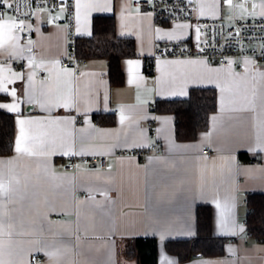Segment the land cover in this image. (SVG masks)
Listing matches in <instances>:
<instances>
[{"label": "crops", "instance_id": "obj_1", "mask_svg": "<svg viewBox=\"0 0 264 264\" xmlns=\"http://www.w3.org/2000/svg\"><path fill=\"white\" fill-rule=\"evenodd\" d=\"M79 2L72 29L67 21L51 24L45 10L30 22L33 40H24L16 28H0V81L8 90L0 93V104L17 107L0 108L16 119L14 152L0 156V184L7 189L0 193V264H30L36 251L44 257L40 264H137L123 254L124 246L127 239L147 236L159 241V264H264V241L248 236L241 223L247 212L241 193L264 192V151H257L264 148V64L249 57L223 66L201 56L157 55L158 43L198 41L196 23L157 24L133 0ZM225 6L222 0H198L195 15L229 19ZM254 8L252 16H264V0L257 6L254 0ZM101 14H114L117 33L136 40L138 56L121 63L122 85L110 83L104 59L82 61L81 73L61 65L71 30L76 37L90 36L93 18ZM145 56L154 58L153 74L146 71ZM197 87L216 89L217 109L208 130L181 141L174 116L156 112L154 105L185 98L181 90ZM97 113L114 114L115 122L102 124ZM158 140L161 151L149 150L144 161L118 155L122 149H150ZM240 152L261 159L241 161ZM94 154L108 155L109 167L64 169L70 156ZM216 202L224 210L223 229ZM200 204L212 208L213 234L233 239L221 256L179 262L165 242L196 236Z\"/></svg>", "mask_w": 264, "mask_h": 264}, {"label": "trees", "instance_id": "obj_2", "mask_svg": "<svg viewBox=\"0 0 264 264\" xmlns=\"http://www.w3.org/2000/svg\"><path fill=\"white\" fill-rule=\"evenodd\" d=\"M77 54L82 61L104 59L108 63V75L112 85H122L125 74L122 69L124 58L137 57V44L134 37L120 36L117 33V20L114 14L95 15L92 34L77 37ZM145 68L154 72V58L145 56ZM190 99L175 98L158 100L154 110L161 114H172L175 119L176 138L181 141L196 140L199 134L209 129L210 117L217 109V91L213 87L192 88ZM95 118L102 124H113L114 114L97 113ZM16 139V119L12 113L0 110V156H10L14 152ZM241 161L255 162L259 155L239 153ZM246 230L255 241H264V192H254L247 197ZM233 238L216 236L212 231V208L207 204L197 207V234L192 238L170 239L165 242L168 253L179 262L196 256H221L225 244ZM123 254L135 259L137 264H159V241L156 237H135L127 239Z\"/></svg>", "mask_w": 264, "mask_h": 264}, {"label": "built area", "instance_id": "obj_3", "mask_svg": "<svg viewBox=\"0 0 264 264\" xmlns=\"http://www.w3.org/2000/svg\"><path fill=\"white\" fill-rule=\"evenodd\" d=\"M223 4L233 8V14L229 19L223 17H196L198 0H133L136 7L152 13L157 24H170L179 21L195 22L199 28L201 38L198 41L173 40L158 43L156 54L168 57L201 56L210 63L228 65L233 59L252 58L257 65L264 64V16H252L254 12V0H222ZM11 9H3L5 17L15 20H23L22 28L16 30L24 40H33L34 33L30 22L39 11H46L51 24L67 21L73 28L75 15V0H8ZM63 8V11L61 9ZM241 8L246 15L240 16L238 9ZM82 60L77 54V37L71 30L68 55L61 61L62 66H72L81 73L78 65ZM41 76L45 73L41 71ZM162 142L160 140L150 149H122L118 155H134L144 161L149 150L160 152ZM203 151L210 153V146ZM80 164L87 166H98L102 169L109 167V156L106 154H94L83 156H70L64 163L65 170H75ZM254 192L246 190L241 193V203L247 204V197ZM251 208L242 218L241 223L247 227V215ZM248 236L249 233H248ZM43 254L39 251L33 252L30 264H40Z\"/></svg>", "mask_w": 264, "mask_h": 264}, {"label": "snow or ice", "instance_id": "obj_4", "mask_svg": "<svg viewBox=\"0 0 264 264\" xmlns=\"http://www.w3.org/2000/svg\"><path fill=\"white\" fill-rule=\"evenodd\" d=\"M190 2V0H189ZM231 2V0H229V3ZM60 3L61 4H64L65 3V0H60ZM89 7L90 6H97V5H88ZM7 7L8 9H11L12 8V5L8 3V0H0V28H4V27H7L9 29V31H11L12 28H16V27H20L22 28L24 26L23 24V20H11V17L9 18L11 22L9 21H4L3 20V16H4V11L3 9ZM76 9H77V21H79V8L81 7L80 5V2L79 0H77V3L75 5ZM105 7H107V4H105ZM61 11H63V8L61 9ZM197 32L199 33V29H197ZM90 35V33H89ZM12 38V37H10ZM169 39H173L172 35L169 34L168 36ZM56 63H60L59 61H57ZM129 71L132 72L133 70V66H134V62L132 61H129ZM138 66V65H137ZM66 73H69V70L68 69H65L64 70ZM70 74V73H69ZM22 78V77H21ZM29 80H31V77H29ZM8 90L7 88L4 86V82L3 81H0V93H4V94H7ZM11 95L13 97L16 96V91L15 89L12 90L11 92ZM180 96H183V97H187L190 99V96H189V93L187 91H184V90H181V92L179 93ZM29 103H32L31 100L28 101ZM58 107H68L67 104H58L57 105ZM41 107H44V105H41ZM0 108H3V109H6L10 112H16L17 111V107L15 104H0ZM213 119H215L213 117ZM18 123H20L21 125H23L24 123H26L25 121L21 120V121H18ZM28 123H31V122H28ZM21 134L23 135V129H21ZM16 151H21V139L18 138L16 140ZM257 151H264V148H258ZM7 189L5 188V186L3 184H0V193H6ZM215 207L217 209H220V212L218 213L219 217H220V220H219V227L221 229H223L224 227V210L221 209V205L219 202H216L215 204ZM240 231H244V229L241 227L240 228ZM217 234L219 235H228L229 233H226V232H223V231H220L218 232ZM231 235H235V232H232L230 233ZM163 239V237H161ZM170 264V262H169Z\"/></svg>", "mask_w": 264, "mask_h": 264}, {"label": "rangeland", "instance_id": "obj_5", "mask_svg": "<svg viewBox=\"0 0 264 264\" xmlns=\"http://www.w3.org/2000/svg\"><path fill=\"white\" fill-rule=\"evenodd\" d=\"M198 4V3H197ZM255 4H256V6H257V4H258V0H255ZM233 14V8L232 7H229V6H225V7H223V15L224 16H231ZM238 14L239 15H242L243 14V11H242V9L241 8H239L238 9Z\"/></svg>", "mask_w": 264, "mask_h": 264}]
</instances>
